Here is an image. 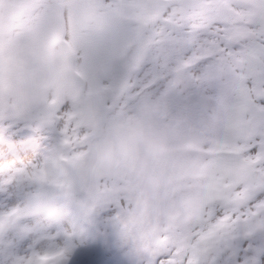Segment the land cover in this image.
<instances>
[{"label": "snow or ice", "instance_id": "1", "mask_svg": "<svg viewBox=\"0 0 264 264\" xmlns=\"http://www.w3.org/2000/svg\"><path fill=\"white\" fill-rule=\"evenodd\" d=\"M4 49L18 77L56 76L0 87V123L60 137L9 182L77 186L144 264H264V0H0ZM117 124L137 140L133 173L93 167ZM32 207L0 215V264H66L71 236L16 254L8 234Z\"/></svg>", "mask_w": 264, "mask_h": 264}, {"label": "rangeland", "instance_id": "2", "mask_svg": "<svg viewBox=\"0 0 264 264\" xmlns=\"http://www.w3.org/2000/svg\"><path fill=\"white\" fill-rule=\"evenodd\" d=\"M21 123L23 124L20 126ZM25 125L31 127L28 138L21 136ZM10 138L18 139L16 150L21 154L19 161H13L11 158L1 159L5 155L3 140H10ZM58 141H60L59 132L53 127H38L34 122L24 121L11 126L0 123V215L13 208L22 207L30 201L34 206L30 184L15 180L9 181L19 170L42 163L40 151L42 149L52 150L54 143ZM68 198L98 229L99 238L94 245H84L76 240L66 264H144L142 256L133 249L130 243H126L120 237L112 222L113 211L110 209L88 211L82 206L83 193L79 191H74ZM41 236L56 237L53 227L35 213L33 208L28 215L19 220L17 230L8 234L9 239L15 244L17 255L26 254ZM56 239L57 243L63 246L62 241Z\"/></svg>", "mask_w": 264, "mask_h": 264}, {"label": "clouds", "instance_id": "3", "mask_svg": "<svg viewBox=\"0 0 264 264\" xmlns=\"http://www.w3.org/2000/svg\"><path fill=\"white\" fill-rule=\"evenodd\" d=\"M55 72L48 63H41L36 71H30L23 77L17 76L16 63L12 59L7 49L0 51V87L7 91L9 83L17 80L31 91L33 89L47 90L54 86ZM27 102L28 97H23ZM136 139H133L125 130V125L117 124L112 126L106 134L94 145L93 167L110 168L113 170L133 173L140 167L137 159ZM56 169L50 170V175ZM62 171V169H61ZM74 191L83 193L77 186L69 185L61 188L55 185L52 179L47 182L34 185L33 197L43 200L51 195L59 197L70 196ZM85 194L83 193V199ZM82 206L84 207L83 203ZM39 256L34 257L36 264H39Z\"/></svg>", "mask_w": 264, "mask_h": 264}, {"label": "bare ground", "instance_id": "4", "mask_svg": "<svg viewBox=\"0 0 264 264\" xmlns=\"http://www.w3.org/2000/svg\"><path fill=\"white\" fill-rule=\"evenodd\" d=\"M35 221H37V219L35 218Z\"/></svg>", "mask_w": 264, "mask_h": 264}]
</instances>
